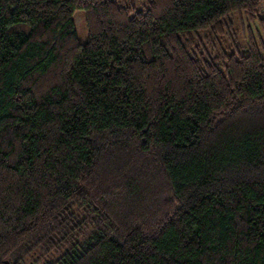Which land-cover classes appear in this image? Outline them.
I'll use <instances>...</instances> for the list:
<instances>
[{
	"label": "trees",
	"instance_id": "obj_1",
	"mask_svg": "<svg viewBox=\"0 0 264 264\" xmlns=\"http://www.w3.org/2000/svg\"><path fill=\"white\" fill-rule=\"evenodd\" d=\"M263 5L0 0V264H264Z\"/></svg>",
	"mask_w": 264,
	"mask_h": 264
},
{
	"label": "rangeland",
	"instance_id": "obj_2",
	"mask_svg": "<svg viewBox=\"0 0 264 264\" xmlns=\"http://www.w3.org/2000/svg\"><path fill=\"white\" fill-rule=\"evenodd\" d=\"M264 9V5H263ZM74 24L77 31V38L80 44H85L87 42V31L85 25L83 24V15L81 12H76L74 14Z\"/></svg>",
	"mask_w": 264,
	"mask_h": 264
}]
</instances>
